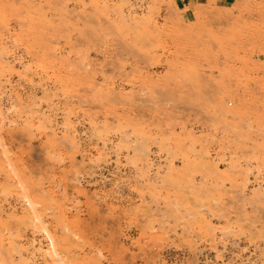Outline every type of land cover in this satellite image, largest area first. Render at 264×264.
I'll return each mask as SVG.
<instances>
[{
    "label": "rangeland",
    "instance_id": "1",
    "mask_svg": "<svg viewBox=\"0 0 264 264\" xmlns=\"http://www.w3.org/2000/svg\"><path fill=\"white\" fill-rule=\"evenodd\" d=\"M264 0H0V264H264Z\"/></svg>",
    "mask_w": 264,
    "mask_h": 264
},
{
    "label": "crops",
    "instance_id": "2",
    "mask_svg": "<svg viewBox=\"0 0 264 264\" xmlns=\"http://www.w3.org/2000/svg\"><path fill=\"white\" fill-rule=\"evenodd\" d=\"M201 1L224 6V5L232 4L237 0H175V3L178 6V8L183 11V18H188L191 13V7H193L195 4Z\"/></svg>",
    "mask_w": 264,
    "mask_h": 264
},
{
    "label": "built area",
    "instance_id": "3",
    "mask_svg": "<svg viewBox=\"0 0 264 264\" xmlns=\"http://www.w3.org/2000/svg\"><path fill=\"white\" fill-rule=\"evenodd\" d=\"M261 179L264 181V174H262V177H261Z\"/></svg>",
    "mask_w": 264,
    "mask_h": 264
}]
</instances>
